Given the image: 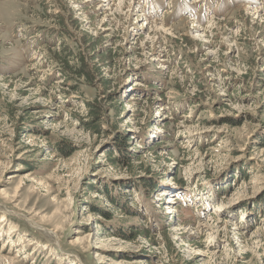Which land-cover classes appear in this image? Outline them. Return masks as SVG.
Segmentation results:
<instances>
[{"label": "rangeland", "instance_id": "1", "mask_svg": "<svg viewBox=\"0 0 264 264\" xmlns=\"http://www.w3.org/2000/svg\"><path fill=\"white\" fill-rule=\"evenodd\" d=\"M0 261L264 264V0H0Z\"/></svg>", "mask_w": 264, "mask_h": 264}, {"label": "bare ground", "instance_id": "2", "mask_svg": "<svg viewBox=\"0 0 264 264\" xmlns=\"http://www.w3.org/2000/svg\"><path fill=\"white\" fill-rule=\"evenodd\" d=\"M101 2H105L106 4H112V1L113 0H100ZM194 1H199V0H194ZM263 5V4H262ZM169 10H167L165 13H168L169 14ZM162 25V24H161ZM198 28V27H197ZM176 194L175 195H171V196H169L166 200L168 201V202H173V201H175L176 200ZM94 239V235H93V233H92V230H87V231H85V232H83L82 233V236L81 237H79V238H77V243L78 244H85V243H90L91 242V240H93ZM7 242H9V241H7L6 240V243ZM0 264H2L1 263V261H0Z\"/></svg>", "mask_w": 264, "mask_h": 264}, {"label": "trees", "instance_id": "3", "mask_svg": "<svg viewBox=\"0 0 264 264\" xmlns=\"http://www.w3.org/2000/svg\"><path fill=\"white\" fill-rule=\"evenodd\" d=\"M92 232H93V235H94L95 234L94 231H92Z\"/></svg>", "mask_w": 264, "mask_h": 264}]
</instances>
